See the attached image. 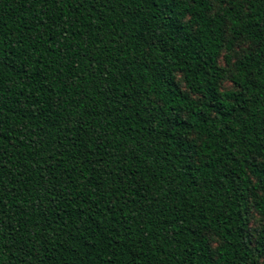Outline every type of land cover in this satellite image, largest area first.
<instances>
[{
    "label": "trees",
    "instance_id": "16d2710c",
    "mask_svg": "<svg viewBox=\"0 0 264 264\" xmlns=\"http://www.w3.org/2000/svg\"><path fill=\"white\" fill-rule=\"evenodd\" d=\"M0 264H264V0H0Z\"/></svg>",
    "mask_w": 264,
    "mask_h": 264
},
{
    "label": "rangeland",
    "instance_id": "374dc122",
    "mask_svg": "<svg viewBox=\"0 0 264 264\" xmlns=\"http://www.w3.org/2000/svg\"><path fill=\"white\" fill-rule=\"evenodd\" d=\"M260 226H261V222H260V220H259L256 216H253V218H252V222H251V229H252V230H256V229H258Z\"/></svg>",
    "mask_w": 264,
    "mask_h": 264
}]
</instances>
